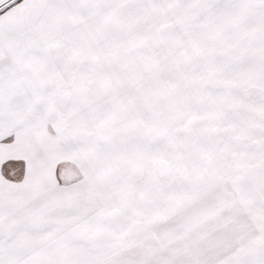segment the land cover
I'll return each mask as SVG.
<instances>
[{
	"label": "snow or ice",
	"instance_id": "snow-or-ice-1",
	"mask_svg": "<svg viewBox=\"0 0 264 264\" xmlns=\"http://www.w3.org/2000/svg\"><path fill=\"white\" fill-rule=\"evenodd\" d=\"M0 264H264V0H0Z\"/></svg>",
	"mask_w": 264,
	"mask_h": 264
}]
</instances>
